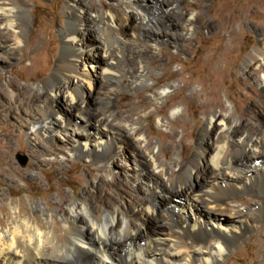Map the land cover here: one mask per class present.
<instances>
[{
    "label": "bare ground",
    "instance_id": "6f19581e",
    "mask_svg": "<svg viewBox=\"0 0 264 264\" xmlns=\"http://www.w3.org/2000/svg\"><path fill=\"white\" fill-rule=\"evenodd\" d=\"M263 1L257 0V4ZM174 2L181 4V0ZM163 3L153 0L152 8L145 0H116L113 10L101 6L95 12L82 0L68 2V22L59 35L62 53L52 73L36 89L25 88L11 98L0 86V107L7 102L17 104V109H11L15 119L30 120L35 135L42 136V142L34 145L42 148L41 156L71 153L108 167L124 145H130L136 154L132 164L121 166L126 181L121 176L111 181L114 192L101 191L99 181L92 183L94 195L82 193L76 199L67 198L63 214L49 213L40 205L45 217L40 220L23 209V201L0 205V213L10 210L5 219L0 217V264H219L231 249L262 227L264 123L254 126L239 116L213 110L215 105L222 106L219 89L231 73L219 66L231 58L245 33L239 35L231 28L228 45L212 54L215 60L205 82L211 89L202 104L205 121L197 141L182 139L176 155H172V148L163 147L147 135L138 118L145 106H127L125 110L120 104L125 92H137L149 85L156 52H145L144 43L152 41L182 50L185 39L173 29L187 22L190 34L199 31L201 17L188 12H163L166 19L160 17L147 27L145 15L156 12ZM28 6L21 0H0V52L11 54L6 61L19 56L30 34ZM135 22H141V27ZM128 28L132 29L131 36ZM259 30L264 51V29ZM91 40L97 51L93 61L92 55L85 53L91 48ZM255 62L262 66L249 67L245 76L247 86L256 92L255 103L243 114L260 120L264 119V54ZM93 73L101 81L95 97ZM251 80L261 88L250 85ZM90 97L93 106L88 104ZM165 98L163 90L150 101ZM51 101L58 105L62 101L75 116L68 120L65 108H54ZM3 113L0 111V116ZM178 114L179 108L175 107L170 117ZM73 129L85 130L86 139L67 148L65 142H71ZM45 142L51 143V148H45ZM141 180L144 185L137 186ZM126 185L134 192L142 191L145 198L133 197L125 190ZM253 195L257 201L252 204L237 198ZM158 196L166 202L178 198L181 207L165 206L161 215L156 205ZM188 207L193 209L192 218L186 216Z\"/></svg>",
    "mask_w": 264,
    "mask_h": 264
},
{
    "label": "rangeland",
    "instance_id": "374dc122",
    "mask_svg": "<svg viewBox=\"0 0 264 264\" xmlns=\"http://www.w3.org/2000/svg\"><path fill=\"white\" fill-rule=\"evenodd\" d=\"M21 1L29 5L31 9L30 34L25 40L22 52L15 59L6 61L11 56L10 52H0V86L8 98L20 95L25 88L36 89L52 73L55 62L62 53L59 35L60 30L66 27L68 22L70 14L68 2L74 0ZM174 1L164 0L162 8L145 15L144 22H147L144 24L149 27L160 17L166 19V11L179 14L188 12L201 17L199 31H193L190 34L187 22L179 24L177 29H173L169 23L168 29L170 31L173 29L177 35L185 39L182 50L166 44L156 45L152 41L144 43L145 52L152 50L156 52L155 58H152L149 85L137 92H125L120 101V104L125 106V110L129 107L145 106L141 109L138 118L147 129V135L163 147L172 148V155L180 152L182 139L193 143L197 141V133L205 121L202 104L208 98L207 93L211 89L205 85V82L215 60L212 54H217L218 50L228 45L231 28L236 33H240L239 35L245 33V36L234 48L236 51L231 58L219 66L223 72L230 69L231 73L229 80L219 89V101L222 106L215 105L213 110L239 116L244 122L254 126H257L260 121L264 123V119L253 120L243 114L245 108L253 106L256 96V92L247 86L246 73L251 66L255 69L262 66L260 62L255 61L260 54H264L261 49L262 37L259 30L264 29V1L261 5L257 4V0H181L179 5ZM82 2L95 12L101 6L106 10L116 8V0H82ZM145 3L153 8V0H145ZM135 23L139 27L142 25L141 22ZM133 24L134 22H131V26ZM163 29L164 27H161V30ZM126 30L128 36H131L132 29ZM163 39L170 40L169 37H163ZM90 42L91 48L85 53H90L93 61V54L97 52L96 44L92 40ZM93 74L96 88L93 96L95 97L101 81L97 73ZM249 82L250 85L256 84L252 80ZM170 85L174 87L170 89ZM256 86L257 89L261 88L258 84ZM163 90L166 91L165 99L156 103L150 101L156 92ZM53 103L51 101L52 105ZM88 104L93 106V98L88 99ZM60 106L62 109L65 108L62 101L59 105L54 103V108L59 109ZM175 107L179 108V114L170 117ZM15 108L17 109L18 105L14 102H7L0 107V111L4 112L0 116V205H9L11 201L14 203L23 201L25 204L23 209L42 220L45 217L38 207L40 205L49 213L63 214L67 208L62 205L68 199H76L82 193L94 195L92 183L99 181L101 191L114 192L115 189L111 188L113 178L121 176L120 179L126 181L121 166L125 162L132 164L136 156L130 145H124L108 167L90 163L89 159L84 160L71 153L66 156L62 154L53 156L49 153L41 156L42 148L34 145L42 142V136L35 135L30 120L18 122L15 119L14 111H11ZM64 110L68 120L75 116V112L70 109ZM186 126H189V130H185ZM86 133L83 129L71 130L72 140L69 144L65 142V147L72 148L79 145L77 142L84 141ZM170 134H173V138H170ZM63 144L61 143L62 146ZM43 145L45 148L52 146L48 142ZM193 150L194 147L191 151ZM40 159L47 160V163H41ZM88 177L91 182H88ZM136 185H144L143 180ZM125 190L131 192L136 199L145 198L142 191L134 192L135 190H130L127 185ZM247 197L237 198L247 200L250 204L257 201L254 195ZM156 205L161 215L165 213L163 212L165 206L181 207L178 198L166 202L163 196H158ZM192 211L190 207L186 210L188 218H192ZM7 212L10 210L6 208L0 213V217L5 219ZM197 214L200 212L197 211ZM150 217L152 218V215ZM161 222L165 223L163 220ZM234 248L225 255L224 260L219 261V264H264V221L255 235Z\"/></svg>",
    "mask_w": 264,
    "mask_h": 264
}]
</instances>
